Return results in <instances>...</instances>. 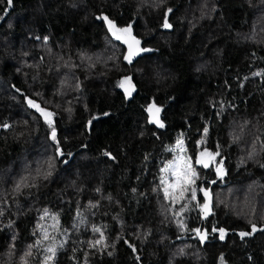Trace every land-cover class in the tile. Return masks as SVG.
Listing matches in <instances>:
<instances>
[{"label":"trees","instance_id":"16d2710c","mask_svg":"<svg viewBox=\"0 0 264 264\" xmlns=\"http://www.w3.org/2000/svg\"><path fill=\"white\" fill-rule=\"evenodd\" d=\"M0 16V264H264V0H0ZM105 16L151 51L128 63ZM180 137L223 161L222 179L197 163L207 215L204 192L165 196Z\"/></svg>","mask_w":264,"mask_h":264},{"label":"snow or ice","instance_id":"6c2138e0","mask_svg":"<svg viewBox=\"0 0 264 264\" xmlns=\"http://www.w3.org/2000/svg\"><path fill=\"white\" fill-rule=\"evenodd\" d=\"M7 4L10 7L12 4V0H7ZM169 11H171V9H169ZM2 18L3 17L0 16V19H2ZM103 19L107 22L108 27H109V31L112 33V35L117 40H123V42L128 45V54H127V56H125V59H127L129 62H131L132 57L138 55L139 52L151 51V49H141L139 47L140 41L137 40L135 37L131 36V26H129L127 28H117L114 25V23L108 19L107 16L103 17ZM163 27L164 28H171V24H169L167 22V20L165 19ZM126 83L131 87L130 78H126L125 81H121L120 86L125 87ZM130 87H125V92L129 95L131 94ZM28 104L30 107H33L38 112H40L41 115L44 117L45 122L49 125V127H52L51 117H52L53 113L48 112L45 109L41 108L40 105L35 103L33 100H28ZM148 111L152 114L154 122L159 124L160 127H163V124L159 121V115H158L160 112V108L156 107L155 105H152L149 107ZM105 115H107V113H105ZM89 123H91V121H89ZM205 132H207V129H205ZM51 138L53 140H56L55 128H52ZM177 144H178V146L182 147V141H178ZM205 155L208 157V159H198L196 161V163L202 164L205 168H207L209 166V160H214L215 155H218V153H216L215 155L212 153H201L202 157H204ZM169 167L173 169V174H174L175 180H174V183L169 184L168 187L165 188V196L166 197L169 196V194H170L169 188L173 189V191H175L176 189H179L181 192V195H183V191L185 190L186 186L195 182V177H196L195 170L192 168V166L189 162H184L182 164L176 163V164L170 165ZM216 171H217L218 175L222 174L221 168L218 167L216 169ZM192 191H193V197L192 198L195 199V189H193ZM205 197H206V201H205V204L201 206V210L204 212L205 215H207L208 212L210 211V209L208 207V202H207V197H208L207 191H205ZM256 230H257L256 226L252 225V231L255 232ZM97 231H98V229H97ZM193 231H195L197 233V235L200 237L201 241L203 242V240L206 238V233L202 234L199 229H194ZM213 231H216V229L214 228ZM219 233H220V239L223 240L224 236H225V230L223 228H221V229H219ZM248 235H250V233H248V232H241L240 233L241 238L248 236ZM44 238L48 239L47 235H45ZM97 243H100V241H97ZM130 247H131V245H130ZM48 252L51 253V255L46 257V261L51 260L55 256V250L53 248L50 247L48 249ZM29 255H30V253H29ZM221 261L223 264V257H221Z\"/></svg>","mask_w":264,"mask_h":264},{"label":"rangeland","instance_id":"374dc122","mask_svg":"<svg viewBox=\"0 0 264 264\" xmlns=\"http://www.w3.org/2000/svg\"><path fill=\"white\" fill-rule=\"evenodd\" d=\"M153 105H155L156 107L160 108V112H159V121H161V116H162V110L161 107H159L157 104L153 103ZM152 117V114H151ZM153 119V117H152ZM154 121V120H153ZM156 123V122H155ZM178 141H182V147L178 146L177 142ZM173 151H174V156L167 161V163L164 165L163 169H162V181L164 183V190L166 187H168L169 184L174 183L175 177L173 174V169L170 168L169 166L172 164H176V163H184V162H189L192 166V168L195 170L196 173V177H195V182L187 185L186 186V190L183 191L184 194H186V196L184 197H188V198H192L193 197V189H195V199L199 198V194L207 191V193H209L208 191H210L209 189H204V188H200V187H196L195 183L196 181L199 179V177L201 176V172L200 169L198 168V164L196 163L197 160L193 159L192 156H190L187 148H186V143L184 141L183 137H180L173 145H172ZM201 149H203V146H201ZM179 158V159H178ZM200 159H205L204 157L200 156ZM215 164L213 165L214 170L217 174L216 169L219 167L222 169V174L218 175L216 177H218V179H222V177L225 174V167L223 165V161L222 160H214ZM180 192L179 189H176L175 191H173V189L169 188V195H172L173 197L176 196V194ZM181 193V192H180ZM183 194V195H184ZM229 196V194L224 195L223 197V202L225 201V199H227ZM217 202L220 203V198H217ZM204 205V201L201 202L199 201L198 203V207L201 210V206ZM202 212V210H201ZM51 217L48 221H46L45 224V228H44V236H43V240L40 241V245L42 250L44 251L45 255L48 257L51 255V253L48 252V249L51 247L54 250L57 249V246L59 245V242L61 241V231H59L58 228V224H57V218L55 214H50ZM45 235H47L48 239H45Z\"/></svg>","mask_w":264,"mask_h":264},{"label":"water","instance_id":"95a60500","mask_svg":"<svg viewBox=\"0 0 264 264\" xmlns=\"http://www.w3.org/2000/svg\"><path fill=\"white\" fill-rule=\"evenodd\" d=\"M139 47H140V45H139ZM127 54H128V46H127V50H126L125 56H127ZM140 54H141V52H139L138 55L133 56L132 59H131V62H129L127 59H125V56H124V59H125L128 63H132V62H134V61L138 58V56H139ZM27 98L29 99V97H27ZM29 100H32V99H29ZM152 105H153V103H150V104L148 105L147 112H148V114H149V120H150L151 122H154L153 119H152V117H151V113L148 111L149 107L152 106ZM212 161H213V160H209V166L207 167V169L210 168V165L212 164ZM210 200H211V197L208 196V197H207V202H208V207H209V209H210ZM208 213H209V212H208Z\"/></svg>","mask_w":264,"mask_h":264}]
</instances>
